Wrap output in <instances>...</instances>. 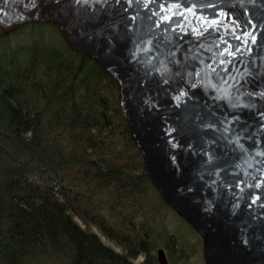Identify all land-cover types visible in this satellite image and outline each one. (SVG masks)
<instances>
[{
  "label": "water",
  "instance_id": "95a60500",
  "mask_svg": "<svg viewBox=\"0 0 264 264\" xmlns=\"http://www.w3.org/2000/svg\"><path fill=\"white\" fill-rule=\"evenodd\" d=\"M28 24L115 80L144 172L204 264H264V0H0V39Z\"/></svg>",
  "mask_w": 264,
  "mask_h": 264
},
{
  "label": "trees",
  "instance_id": "16d2710c",
  "mask_svg": "<svg viewBox=\"0 0 264 264\" xmlns=\"http://www.w3.org/2000/svg\"><path fill=\"white\" fill-rule=\"evenodd\" d=\"M0 45V264H159V249L187 264L200 254L201 238L171 209L170 233L146 216V198L162 199L115 80L53 24Z\"/></svg>",
  "mask_w": 264,
  "mask_h": 264
},
{
  "label": "rangeland",
  "instance_id": "374dc122",
  "mask_svg": "<svg viewBox=\"0 0 264 264\" xmlns=\"http://www.w3.org/2000/svg\"><path fill=\"white\" fill-rule=\"evenodd\" d=\"M14 37L15 36H12L10 38L13 42L16 41V38H14ZM0 52H2L1 49H0ZM162 202H161L160 198L154 194L150 195V197H147L145 200L146 216L150 220V224L154 228L156 227V229H155L156 234H158V233H161V234L170 233V232H173L177 227V220H176L174 214L169 210L170 208L166 207L167 205L163 202L164 205H166V206H164L162 204ZM156 234H154V235H156ZM104 241L108 245L114 247L117 251L120 250V249H117L112 243L108 242L107 240L104 239ZM195 242H197V241H195ZM202 249H203V245H202ZM158 252H162L167 259L165 249H159L157 251V254H158ZM188 258L189 259H186V260H188L187 264H204V260H203V256H202V250L200 251V254L192 256V257L189 256ZM141 261H142V258H138L134 264H138ZM167 262H168V264H170L168 260H167ZM178 264H181V263L178 262Z\"/></svg>",
  "mask_w": 264,
  "mask_h": 264
}]
</instances>
